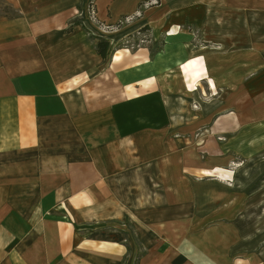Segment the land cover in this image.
Wrapping results in <instances>:
<instances>
[{
  "label": "crops",
  "instance_id": "crops-1",
  "mask_svg": "<svg viewBox=\"0 0 264 264\" xmlns=\"http://www.w3.org/2000/svg\"><path fill=\"white\" fill-rule=\"evenodd\" d=\"M3 1L16 15L0 18V264H134L122 223L137 264H264V0H94L112 20L151 2L122 34L202 36L154 52L156 140L112 136V110L102 124L54 73L55 53L83 49L85 0ZM195 56L208 100L185 88L179 65ZM240 161L229 186L200 176Z\"/></svg>",
  "mask_w": 264,
  "mask_h": 264
},
{
  "label": "rangeland",
  "instance_id": "rangeland-1",
  "mask_svg": "<svg viewBox=\"0 0 264 264\" xmlns=\"http://www.w3.org/2000/svg\"><path fill=\"white\" fill-rule=\"evenodd\" d=\"M151 2L139 3L136 11L131 15H121L112 20L107 15L101 18L96 13L95 1L85 0L79 2L74 8V24H80L84 32L83 49L74 52H62L54 54V73H62L68 76L70 83L62 87H71L72 90L83 91L86 100L98 103L101 109V123L107 111L112 110L115 123V131L112 136L117 139H160L159 132L166 123L162 110L161 97L156 93L155 79L157 68L156 56L153 49L171 43L170 38L180 31H188L189 46H199L202 36L197 27L192 25H174L168 27L162 34L155 37L152 33H146L147 39H143L140 31L133 30L128 34H122L127 25L132 24L141 17L143 10L148 8ZM16 15L8 4L0 0V18ZM112 20V21H110ZM96 38L108 39L110 44L104 60L99 58L94 50ZM145 38V37H143ZM117 56V59L113 57ZM59 62V64H56ZM78 64V65H77ZM62 65V66H61ZM73 65V67H70ZM77 65V66H76ZM184 73L185 88L188 91L200 90L202 100H208L214 92V85L207 82L208 92L200 87L202 76V62L200 57H189L179 65ZM172 69H167L171 72ZM201 88V89H199ZM92 99V100H91ZM194 105V106H193ZM191 109H197L198 103L193 102ZM220 121L217 119L216 124ZM242 162L230 163L228 167L202 170L200 176L213 178L225 185H231L233 172ZM122 238L132 240L138 251L142 250L139 243L134 242V229L129 224L122 223ZM122 264H125L123 261Z\"/></svg>",
  "mask_w": 264,
  "mask_h": 264
},
{
  "label": "trees",
  "instance_id": "trees-1",
  "mask_svg": "<svg viewBox=\"0 0 264 264\" xmlns=\"http://www.w3.org/2000/svg\"><path fill=\"white\" fill-rule=\"evenodd\" d=\"M77 24V23H76ZM137 31L140 32H146V33H150V28L147 25H144L140 28H138ZM109 40L108 39H102V38H96V41L94 43V50L95 53L102 59L104 60L107 52H108V48H109ZM160 49V46L156 47L155 49L152 50V52H156ZM144 254V251H139L136 255L135 258V262L134 264H137V261L139 260V258Z\"/></svg>",
  "mask_w": 264,
  "mask_h": 264
},
{
  "label": "built area",
  "instance_id": "built-area-1",
  "mask_svg": "<svg viewBox=\"0 0 264 264\" xmlns=\"http://www.w3.org/2000/svg\"><path fill=\"white\" fill-rule=\"evenodd\" d=\"M148 34H149V33H148ZM141 35H142V38H141V39H142V41H143V39H144V40H145V39H147V38H146V35L144 34V32H143V33H141ZM143 37H145V38H143ZM104 39H105V38H104Z\"/></svg>",
  "mask_w": 264,
  "mask_h": 264
},
{
  "label": "bare ground",
  "instance_id": "bare-ground-1",
  "mask_svg": "<svg viewBox=\"0 0 264 264\" xmlns=\"http://www.w3.org/2000/svg\"><path fill=\"white\" fill-rule=\"evenodd\" d=\"M113 58H114V59H117V56H114ZM193 106H194V105H193Z\"/></svg>",
  "mask_w": 264,
  "mask_h": 264
}]
</instances>
